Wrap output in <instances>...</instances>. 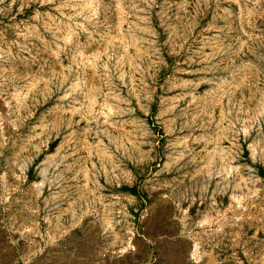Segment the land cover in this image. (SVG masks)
<instances>
[{
	"label": "rangeland",
	"instance_id": "1",
	"mask_svg": "<svg viewBox=\"0 0 264 264\" xmlns=\"http://www.w3.org/2000/svg\"><path fill=\"white\" fill-rule=\"evenodd\" d=\"M0 264H264V0H0Z\"/></svg>",
	"mask_w": 264,
	"mask_h": 264
}]
</instances>
